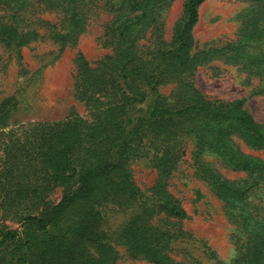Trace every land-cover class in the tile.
Wrapping results in <instances>:
<instances>
[{
    "label": "trees",
    "instance_id": "1",
    "mask_svg": "<svg viewBox=\"0 0 264 264\" xmlns=\"http://www.w3.org/2000/svg\"><path fill=\"white\" fill-rule=\"evenodd\" d=\"M205 1L185 0L166 40L161 15L173 0H0V43L17 50L41 39L62 50L67 42L76 44L99 7L112 14L102 36L107 52L96 61L81 51L74 58L76 97L87 117L73 112L57 122L12 125V99L0 102V206L3 215L21 221L20 228L0 230V264H113L117 252L104 242L101 209L110 201L136 203L139 191L128 165L152 138L162 151L153 187L158 200L125 225L121 239L131 257L186 264L169 253L174 240L188 235L182 222L189 216L168 190L185 153L183 144L166 137L175 126L195 140L200 154H218L251 175L236 182L202 168L236 225L233 264H264V212L249 200V191L264 183V124L245 98L208 99L186 81L197 65L227 53L264 82V0H249L238 40L196 51L193 31ZM175 81L171 102L159 90ZM241 143L261 154L245 152ZM56 188L62 197L52 205Z\"/></svg>",
    "mask_w": 264,
    "mask_h": 264
},
{
    "label": "rangeland",
    "instance_id": "2",
    "mask_svg": "<svg viewBox=\"0 0 264 264\" xmlns=\"http://www.w3.org/2000/svg\"><path fill=\"white\" fill-rule=\"evenodd\" d=\"M184 1L173 0L161 15L166 40H171L173 28L183 15ZM98 4L102 2L98 1ZM98 9L76 44L67 42L62 50L47 39L36 40L19 50L0 43V102L12 99V125L29 121L57 122L68 118L73 112L88 116L83 103L76 97L74 58L81 51L90 61H96L107 52L102 36L112 14L101 7ZM250 10L249 0H206L200 6L199 21L193 31L195 50L215 49L238 40L242 35L243 21ZM260 47L264 48V43ZM259 49L256 48V51ZM242 62L227 53L215 54L197 65L186 81L192 82L208 99L230 101L245 98V107L257 121L264 124V82ZM176 84V81L167 83L159 90L171 102L174 100L171 92ZM166 137L172 143L183 144L185 148V153L168 179V190L181 201L189 215L182 222L188 235L172 242L170 255L179 263L217 264L216 259L210 257V248L224 264H233L237 252L231 237L236 225L227 214V202L215 194L202 168L212 167L223 177L236 182L252 180L251 175L243 170H234L218 154H200L195 140L182 126H175ZM160 142L159 139H146L144 155L129 162V172L139 191L136 203L120 207L110 201L102 206L101 231L106 234L104 242L117 252L113 264H154L142 257L129 256L121 235L131 219L158 200L153 187L159 177L155 163L156 156L162 153L158 150ZM241 146L247 153L261 154L242 143ZM249 193L252 204L264 212V183ZM61 197L62 189L56 188L48 201L53 205ZM20 225L19 219L3 215L0 206V230L4 227L20 228Z\"/></svg>",
    "mask_w": 264,
    "mask_h": 264
}]
</instances>
